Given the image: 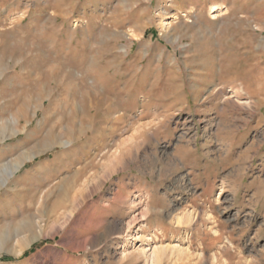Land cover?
Segmentation results:
<instances>
[{"label": "rangeland", "instance_id": "obj_1", "mask_svg": "<svg viewBox=\"0 0 264 264\" xmlns=\"http://www.w3.org/2000/svg\"><path fill=\"white\" fill-rule=\"evenodd\" d=\"M1 176L0 264H264V0H0Z\"/></svg>", "mask_w": 264, "mask_h": 264}, {"label": "bare ground", "instance_id": "obj_2", "mask_svg": "<svg viewBox=\"0 0 264 264\" xmlns=\"http://www.w3.org/2000/svg\"><path fill=\"white\" fill-rule=\"evenodd\" d=\"M261 101V100H260ZM146 126V125H145ZM145 128V127H144ZM18 132V130L17 129H15L14 130V133H17ZM180 140V139H179ZM33 157V156H32ZM22 164V163H21ZM21 165L19 164V165H17V166H15V169H18L19 167H20ZM6 167H10V165H8V166H6ZM14 168H9V169H7V171H9V174L8 175H10V174H12V173H15V170ZM77 175V174H76ZM0 181H1V184L2 183H4V182H6V181H8V179H7V177H4V176H1L0 177ZM75 183V182H74ZM71 188H72V186H71ZM70 189V188H69ZM66 192H69V191H66ZM48 196H49V194H48ZM46 198H47V196H46ZM60 198H58L57 200H56V203L58 202V201H60L59 200ZM42 201V200H41ZM56 210H47L46 212H44L45 213V215H43V216H48V218H47V220L49 219V215H46V213L47 214H51V213H49V212H52V214H54V212H55ZM43 213V214H44ZM60 215L61 214H57V215H55L53 218H52V221H50V219L48 220V221H46L47 223H46V225H40V226H37L36 228H35V230H33V229H31V231H30V234L28 235V236H25L23 239H22V244H21V247H20V249L19 250H17V255L18 254H20V253H22V252H24V251H26V249L27 248H29L33 243H35L39 238H40V236L39 235H37L36 233H37V231H38V233H43L45 230H46V228H47V226H49L50 227V225L51 226H53L54 224H57L58 223V221L60 220ZM51 217V216H50ZM44 220H45V218H44ZM41 221V220H40ZM43 221V220H42ZM34 222H36V221H34ZM33 222V223H34ZM37 222H39V221H37ZM36 222V223H37ZM52 223V224H51ZM35 224V223H34ZM50 224V225H49ZM37 225V224H36ZM29 228V227H28ZM38 229V230H37ZM52 229H54V228H52ZM36 231V232H35ZM48 231H50L49 229H48ZM52 231V230H51ZM46 232V231H45ZM44 232V233H45ZM48 233V232H47ZM47 233H45V235L47 234ZM49 233H51V232H49ZM44 235V234H43ZM49 235V234H48ZM51 237H55V235H56V232H52L51 234ZM23 237V236H22ZM40 240V239H39ZM34 245V244H33ZM147 251H151L150 253H148ZM44 252H45V254H44ZM57 252H59L56 248H47V249H43V250H41L39 253H37L35 256H34V259L35 258H39V259H44V261L43 260H41V262L43 263V264H45V263H47L48 262V259H46V257L48 256L46 253H49V254H51V253H57ZM144 252H145V254H146V256H147V261L148 262H150V261H152V263L153 264H158V263H160L161 261H162V256H161V254H160V248H158L157 249V246H154V247H152V248H147V249H145L144 250ZM148 253V254H147ZM16 255V256H17Z\"/></svg>", "mask_w": 264, "mask_h": 264}]
</instances>
